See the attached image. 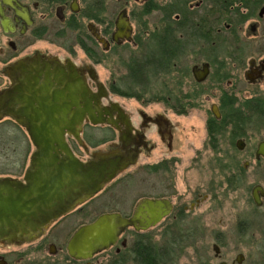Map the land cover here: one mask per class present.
<instances>
[{
  "label": "flooded vegetation",
  "instance_id": "1",
  "mask_svg": "<svg viewBox=\"0 0 264 264\" xmlns=\"http://www.w3.org/2000/svg\"><path fill=\"white\" fill-rule=\"evenodd\" d=\"M112 2L118 4L113 14ZM97 67L108 77L103 80ZM65 76L77 85L82 80L88 96L99 99L103 121L85 120L80 141L67 135L74 155L84 163L114 157L126 168L31 240L0 242V264H179L198 247L197 256L206 260L209 233L218 264H247L243 253L225 257L218 231L202 227L195 212L209 194L194 193L189 205L181 202L173 174L174 118L185 117L202 98L208 103L209 147L217 152L229 134L236 150L248 153L247 170L251 125L264 122V95L251 94V87L264 90V0H0V131L24 134L34 152L29 118L50 115L63 127ZM252 160L264 162V139L253 148ZM134 170L158 177L151 184L141 181L150 188L145 196L128 214L102 206L96 213L94 201ZM247 199L251 214L238 224V235H251V264H264V180L251 184ZM146 201L159 203L144 210L154 215L146 230L129 227L114 246L86 259L70 255L79 229L107 214L131 219ZM159 229V240H141ZM145 248L150 263L141 257Z\"/></svg>",
  "mask_w": 264,
  "mask_h": 264
},
{
  "label": "water",
  "instance_id": "2",
  "mask_svg": "<svg viewBox=\"0 0 264 264\" xmlns=\"http://www.w3.org/2000/svg\"><path fill=\"white\" fill-rule=\"evenodd\" d=\"M64 78L63 127L50 115L29 118V137L35 148L23 180L0 178V242L20 243L31 240L52 221L67 214L74 206L99 194L126 168L114 157L100 155L82 162L71 150L67 135L81 140L85 120L103 123L99 99L88 96L82 80ZM74 112V114H72ZM46 128L45 132L35 131ZM50 129L58 131L51 132ZM66 130H73L67 133ZM157 202L146 201L133 218L117 214L101 216L94 224L82 227L72 237L68 250L74 258L86 259L114 246L129 227L146 230L153 221ZM26 239V240H25Z\"/></svg>",
  "mask_w": 264,
  "mask_h": 264
},
{
  "label": "rangeland",
  "instance_id": "3",
  "mask_svg": "<svg viewBox=\"0 0 264 264\" xmlns=\"http://www.w3.org/2000/svg\"><path fill=\"white\" fill-rule=\"evenodd\" d=\"M117 10L118 4L112 2L111 13L113 14ZM147 19L148 23L152 25V19ZM156 21L157 15L153 22ZM97 68L103 80L108 77V73L103 67ZM191 89H193V84H191ZM263 91L262 88L251 87L252 95L263 96ZM195 102L196 107H192L185 117L174 118L175 123H177V153L173 166L175 190L181 202H185L187 205L194 199V193L209 194L207 202L195 212L198 217L203 218L202 227H205L211 234L218 231L222 237L221 242L225 257L232 258L237 253H243L249 259L247 264L249 262L251 264V235L249 234L245 238L240 237L238 224L241 220H246L247 215L251 214V205L247 199L251 184L264 180V162L256 164L252 160L253 148L264 139V122L254 120L251 125V133L248 134L250 138L247 140L251 144V164H248L246 170L244 167L245 162H250L249 155L246 152L236 150V147L228 139L229 134H226L224 140L220 142L217 152L209 147L204 130L208 103L202 102V98L193 101V103ZM155 108L159 109V107ZM95 133L96 137L102 136H100V131H95ZM32 152L33 147L24 134L0 131V177L23 179ZM151 176L152 178L148 174L142 176L136 170L131 172L128 178L122 179L112 188H109L102 197L94 201L92 206L96 209V213L98 208L102 206V208L107 209L109 207L128 214L135 202L140 197L145 196L150 189L148 186L140 185L141 181L148 179V183L151 184L158 178ZM233 178L235 179L231 183ZM236 178L243 179L240 188ZM161 232L162 229H159L142 234L141 240L146 242L159 240ZM209 235L210 233L205 240L208 259L204 260L197 256L201 252L200 247H198L191 250V256L184 258L179 264H218L213 258V242Z\"/></svg>",
  "mask_w": 264,
  "mask_h": 264
},
{
  "label": "trees",
  "instance_id": "4",
  "mask_svg": "<svg viewBox=\"0 0 264 264\" xmlns=\"http://www.w3.org/2000/svg\"><path fill=\"white\" fill-rule=\"evenodd\" d=\"M254 112L256 113V111L254 110ZM259 113L257 112V116H259L258 115ZM141 254V257L143 258V261L144 262H147V263H150V256H151V251L149 250V248H145V249H143V251H142V253H140Z\"/></svg>",
  "mask_w": 264,
  "mask_h": 264
}]
</instances>
